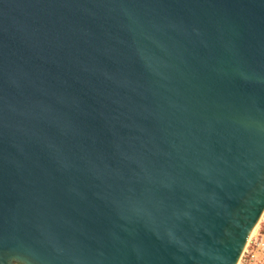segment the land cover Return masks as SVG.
I'll use <instances>...</instances> for the list:
<instances>
[{
  "label": "water",
  "instance_id": "1",
  "mask_svg": "<svg viewBox=\"0 0 264 264\" xmlns=\"http://www.w3.org/2000/svg\"><path fill=\"white\" fill-rule=\"evenodd\" d=\"M264 215V0H0V264H238Z\"/></svg>",
  "mask_w": 264,
  "mask_h": 264
},
{
  "label": "built area",
  "instance_id": "2",
  "mask_svg": "<svg viewBox=\"0 0 264 264\" xmlns=\"http://www.w3.org/2000/svg\"><path fill=\"white\" fill-rule=\"evenodd\" d=\"M264 250V221L259 225V229L248 243L239 264H257L259 252Z\"/></svg>",
  "mask_w": 264,
  "mask_h": 264
},
{
  "label": "rangeland",
  "instance_id": "3",
  "mask_svg": "<svg viewBox=\"0 0 264 264\" xmlns=\"http://www.w3.org/2000/svg\"><path fill=\"white\" fill-rule=\"evenodd\" d=\"M263 221H264V215L262 216V218H261V220H260V222H259V224H258V226H257V230L259 229V225L261 224V223H263ZM256 233H257V231H256ZM254 237V235L251 237V238H253ZM250 238V239H251ZM249 242H250V240H249ZM248 242V243H249ZM247 246H248V244H247ZM247 246H246V248H247ZM245 248V249H246ZM244 252H245V250H244ZM259 258H258V260H257V264H264V250L263 251H260L259 253Z\"/></svg>",
  "mask_w": 264,
  "mask_h": 264
},
{
  "label": "bare ground",
  "instance_id": "4",
  "mask_svg": "<svg viewBox=\"0 0 264 264\" xmlns=\"http://www.w3.org/2000/svg\"><path fill=\"white\" fill-rule=\"evenodd\" d=\"M258 224H259V223H258ZM258 224H257V226H258ZM257 226L255 227V229H254L253 232L251 233L250 238H251L253 235L256 234ZM251 239H252V238H251ZM251 239H249V240H251ZM238 264H239V263H238Z\"/></svg>",
  "mask_w": 264,
  "mask_h": 264
}]
</instances>
